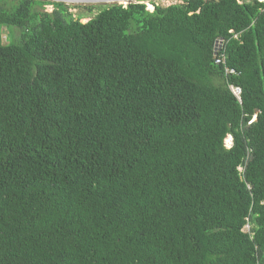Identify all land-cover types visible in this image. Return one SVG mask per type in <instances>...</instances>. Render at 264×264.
I'll use <instances>...</instances> for the list:
<instances>
[{"label": "trees", "instance_id": "16d2710c", "mask_svg": "<svg viewBox=\"0 0 264 264\" xmlns=\"http://www.w3.org/2000/svg\"><path fill=\"white\" fill-rule=\"evenodd\" d=\"M0 264H264V2L0 0Z\"/></svg>", "mask_w": 264, "mask_h": 264}, {"label": "rangeland", "instance_id": "374dc122", "mask_svg": "<svg viewBox=\"0 0 264 264\" xmlns=\"http://www.w3.org/2000/svg\"><path fill=\"white\" fill-rule=\"evenodd\" d=\"M185 0H146V1H143V2H138V3H141V4H145L147 6V8L150 10V11H154V9L157 7V4L158 5H161V6H170V5H173L175 3H183ZM259 1H262L264 2V0H259ZM94 3H98L96 1H94ZM113 4H117V5H120V6H124L122 3H113ZM131 5V4H129ZM129 5H125V6H129ZM149 5H151V7H149ZM48 8V11L52 9L51 6L47 7ZM73 11V13L77 14H81V13H84L86 12V7H75V8H72L71 9ZM78 14V15H79ZM83 22H86L88 21V17H83L82 19ZM18 32V31H17ZM237 36V35H236ZM4 40H5V37H6V34L4 33ZM6 42V40H5ZM232 90L237 94V95H241V90L240 89H235V88H232ZM256 118V117H254ZM232 144V137L229 136L227 139H226V145L227 146H230ZM240 169H243V167H240Z\"/></svg>", "mask_w": 264, "mask_h": 264}, {"label": "built area", "instance_id": "2783aa9c", "mask_svg": "<svg viewBox=\"0 0 264 264\" xmlns=\"http://www.w3.org/2000/svg\"><path fill=\"white\" fill-rule=\"evenodd\" d=\"M49 1L64 2L66 4H81V5L82 4H113V3H122L124 5L123 7H127L125 5L141 2V0H49ZM94 1H96L98 3H94ZM143 1H146V0H143ZM49 6L52 7V9L49 10V11H52L54 9V5L53 4L46 5V7H49ZM220 45H221V43L219 42V44H218V48L219 49H221ZM233 88L239 89V88H236V87H233ZM237 96L240 97L239 95H237Z\"/></svg>", "mask_w": 264, "mask_h": 264}, {"label": "snow or ice", "instance_id": "6c2138e0", "mask_svg": "<svg viewBox=\"0 0 264 264\" xmlns=\"http://www.w3.org/2000/svg\"><path fill=\"white\" fill-rule=\"evenodd\" d=\"M141 2H143V0H141ZM149 7H151V5H149Z\"/></svg>", "mask_w": 264, "mask_h": 264}]
</instances>
